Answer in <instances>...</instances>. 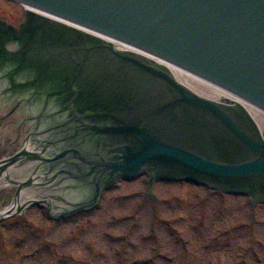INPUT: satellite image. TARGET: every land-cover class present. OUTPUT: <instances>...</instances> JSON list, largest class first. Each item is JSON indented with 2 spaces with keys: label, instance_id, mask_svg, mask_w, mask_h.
Returning a JSON list of instances; mask_svg holds the SVG:
<instances>
[{
  "label": "water",
  "instance_id": "water-1",
  "mask_svg": "<svg viewBox=\"0 0 264 264\" xmlns=\"http://www.w3.org/2000/svg\"><path fill=\"white\" fill-rule=\"evenodd\" d=\"M23 1L131 40L210 77L264 108V0ZM106 48L112 56L147 71L145 74L164 79L180 94V99L166 102V106L153 108L145 115L136 112L132 120L111 115L117 120L114 125L82 124L79 132L92 133V137L103 142V149L87 154L90 159L73 149L55 159L72 154L79 160L84 170L78 163L71 165L80 176H91L94 198L102 182L117 174L133 179L144 168L233 185L248 178L264 177V143L259 144L240 131L220 106L193 94L172 77ZM76 79L78 74L71 85ZM168 118L173 119L170 125L166 123ZM199 122L228 141L226 129L254 153L253 158L238 162L217 153L213 149L214 140L208 139L210 134L200 129ZM225 145L222 141L219 147ZM22 155L24 151L16 157Z\"/></svg>",
  "mask_w": 264,
  "mask_h": 264
},
{
  "label": "rangeland",
  "instance_id": "rangeland-1",
  "mask_svg": "<svg viewBox=\"0 0 264 264\" xmlns=\"http://www.w3.org/2000/svg\"><path fill=\"white\" fill-rule=\"evenodd\" d=\"M23 14L20 8L0 2L3 23L17 26ZM10 43L16 44L13 39ZM34 75L26 70L17 81L0 84V134L12 115L20 119L21 110V122L27 119L21 123L25 136L29 119L48 101L45 94L55 85L33 83ZM27 103L32 104L28 110ZM44 104L47 109L57 106L50 101ZM4 155L1 152L0 159ZM146 181L144 176L116 184L101 197L97 209L67 221L50 222L40 205L2 221L0 264H151L152 259L155 264H209V260L212 264H264L262 190L250 199L257 204L253 212L245 197L181 182L154 183L151 192L159 198L155 202L145 195ZM53 190L47 194H58ZM10 199V192L0 190V207Z\"/></svg>",
  "mask_w": 264,
  "mask_h": 264
},
{
  "label": "bare ground",
  "instance_id": "bare-ground-1",
  "mask_svg": "<svg viewBox=\"0 0 264 264\" xmlns=\"http://www.w3.org/2000/svg\"><path fill=\"white\" fill-rule=\"evenodd\" d=\"M27 11H29V13L31 14L38 16L42 20H50V21L56 22V24L66 26V28L74 32L82 33L89 37L95 38L96 40H100L104 42L105 44L110 45L114 51L122 52L124 54L137 57L140 59L142 58L145 62L153 65V67L161 71H164L170 76H172L177 83L183 85L185 88L189 89L193 93L203 98H206L212 103H215L218 106H220L221 110L226 114L227 117H229L233 122H240V124H243L244 126H246L250 134L256 140L264 143V111L253 106L252 104L242 99H239L238 97L228 93L227 91L215 85H212L209 82L202 80L201 78L197 76H193L192 74L185 72L182 69H179L170 64L163 63L159 59H156L141 51L135 50L133 48L125 47L121 43L113 39H110L105 36H101L95 32H92L90 30L77 26L73 23L63 21L62 19H56L53 17H49L47 15H44L43 13H39L30 8H27ZM26 107L28 109L29 104H27ZM25 149L28 152L29 151L31 152L34 150V148L30 145V143L25 144ZM26 166L27 165L24 164L23 168H25ZM10 171L13 172L12 169ZM27 171H25V169H21L12 175L9 173V171H7L6 173L2 175L0 174V186L1 185L8 186V180L6 178V175H8L9 179H12L14 176H16V173L17 174L25 173L24 174L25 180L31 179L33 184H35V186L41 185V183H39L41 182V178L43 179V177L47 176V174H45L44 172H37L33 175V173H31L32 169L30 168ZM1 181H3L5 184H1ZM35 186H33V189L30 192L26 191V192H22L21 194H19V196L13 200V204L10 207L5 208L2 211H0V217L14 214L15 212H17L16 210H18L19 207L22 206L21 204L23 203H31L36 200H40L41 197L37 195V188ZM75 196H76L75 199H79V195H75ZM44 199L45 200L43 203L48 204V206L52 208L53 206L51 204L50 199L47 197H45Z\"/></svg>",
  "mask_w": 264,
  "mask_h": 264
}]
</instances>
